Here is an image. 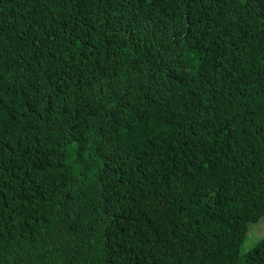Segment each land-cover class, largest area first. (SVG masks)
<instances>
[{"label":"trees","instance_id":"1","mask_svg":"<svg viewBox=\"0 0 264 264\" xmlns=\"http://www.w3.org/2000/svg\"><path fill=\"white\" fill-rule=\"evenodd\" d=\"M264 0H0V264H264Z\"/></svg>","mask_w":264,"mask_h":264},{"label":"rangeland","instance_id":"2","mask_svg":"<svg viewBox=\"0 0 264 264\" xmlns=\"http://www.w3.org/2000/svg\"><path fill=\"white\" fill-rule=\"evenodd\" d=\"M257 228V231L254 233V234H252V237L254 238V237H259V236H262V235H264V221H262L260 224H258L257 226H256Z\"/></svg>","mask_w":264,"mask_h":264}]
</instances>
